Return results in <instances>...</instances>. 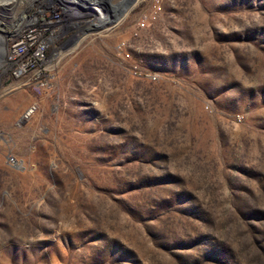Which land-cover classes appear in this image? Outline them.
<instances>
[{"label": "rangeland", "instance_id": "374dc122", "mask_svg": "<svg viewBox=\"0 0 264 264\" xmlns=\"http://www.w3.org/2000/svg\"><path fill=\"white\" fill-rule=\"evenodd\" d=\"M16 1L48 61L0 40V264H264V0Z\"/></svg>", "mask_w": 264, "mask_h": 264}, {"label": "built area", "instance_id": "2783aa9c", "mask_svg": "<svg viewBox=\"0 0 264 264\" xmlns=\"http://www.w3.org/2000/svg\"><path fill=\"white\" fill-rule=\"evenodd\" d=\"M2 21L0 20V25L3 27L1 29L0 26V40L10 42L4 55V72L8 73V78L18 80L21 85H32L37 90L43 89L46 86L44 65L48 61L45 54L46 39H42L40 33L30 27H25L26 25L12 29L8 24V28H5L6 23ZM131 73L139 79L157 80L158 78L155 73L142 70L138 66L133 67ZM38 108L39 104L34 102L20 116L19 121L23 120V115L31 116ZM7 161L11 165L19 166L18 160L12 155L7 157Z\"/></svg>", "mask_w": 264, "mask_h": 264}, {"label": "bare ground", "instance_id": "6f19581e", "mask_svg": "<svg viewBox=\"0 0 264 264\" xmlns=\"http://www.w3.org/2000/svg\"><path fill=\"white\" fill-rule=\"evenodd\" d=\"M36 1V0H35ZM40 2H42L43 0H39ZM50 1V0H49ZM128 0H54V2H56L57 4H59L61 6V8H65V9H75L77 7L78 4H82L86 7V14H94L95 16L98 17V24H95L96 29L99 27H105L107 25L116 23L119 20L120 15H122V12L125 11V6L127 4ZM17 1L16 0H0V20L2 21V17L3 16H12L13 14L16 13L15 10V3ZM135 2V1H133ZM132 2V3H133ZM35 3V2H34ZM39 3V2H38ZM44 3V2H43ZM129 3V2H128ZM17 4V3H16ZM26 6V5H25ZM129 6V5H128ZM49 7V6H48ZM114 8V9H123L122 10H118L119 13H116L113 17H111L109 14L106 13V10L108 8ZM78 11V10H76ZM44 12V11H43ZM126 12V11H125ZM85 14V13H84ZM35 18V17H34ZM95 19V18H94ZM4 20V18H3ZM3 22V21H2ZM11 23V22H10ZM26 23V22H24ZM27 24V23H26ZM84 25V23H77L74 26V28H78V30L80 29V27H82ZM1 26V25H0ZM73 28V27H72ZM90 28V27H89ZM87 28V29H89ZM92 28V27H91ZM1 29H3V27L1 26ZM90 30V29H89ZM85 32V31H84ZM83 34V33H82ZM88 34V33H87ZM84 35V34H83ZM80 36V35H79ZM82 37V36H81ZM79 38L78 36L76 38H74L71 42H76L78 41L76 44L73 45V49L82 41V38ZM84 38V37H83ZM70 40V38H69ZM67 43H71V42ZM71 43V44H72ZM67 46V45H66ZM72 50V49H70ZM69 53V52H68ZM67 54V53H66ZM59 56V55H58ZM3 64V63H2ZM1 65V64H0ZM11 90L7 91L6 93L10 92ZM28 116V115H25Z\"/></svg>", "mask_w": 264, "mask_h": 264}]
</instances>
